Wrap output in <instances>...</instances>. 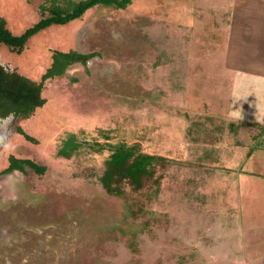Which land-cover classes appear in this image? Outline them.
<instances>
[{
    "label": "rangeland",
    "instance_id": "1",
    "mask_svg": "<svg viewBox=\"0 0 264 264\" xmlns=\"http://www.w3.org/2000/svg\"><path fill=\"white\" fill-rule=\"evenodd\" d=\"M2 1L20 34L42 0ZM232 2L94 7L32 35L19 54L3 51L31 76L53 49L100 56L45 81V104L23 122L36 143L8 145L46 170L0 175V264H264V150L249 158L264 141L238 136L218 87ZM118 142L150 154L157 176L137 218L99 180Z\"/></svg>",
    "mask_w": 264,
    "mask_h": 264
},
{
    "label": "trees",
    "instance_id": "2",
    "mask_svg": "<svg viewBox=\"0 0 264 264\" xmlns=\"http://www.w3.org/2000/svg\"><path fill=\"white\" fill-rule=\"evenodd\" d=\"M131 2L132 0H42L37 5V20L20 35L14 36L5 31L2 40L16 47L17 52H21L28 38L42 29L81 19L94 7L126 9ZM50 52L49 65L41 75L40 81L37 82L15 72L8 74V81L1 85L2 92L11 95L18 106L28 105L26 114L45 103V98L41 96V89L46 79L65 74L67 69L75 64L86 67L90 59L100 56L97 51L81 52L75 49H53ZM25 138L36 143V139L29 134H25ZM151 157L150 154L139 150L135 144L118 142L111 146V153L99 178L106 193L123 197L129 202L130 212L134 218L143 212L144 200H150L158 191L159 186L157 187L155 183L157 176L154 165L151 164ZM27 169L41 175L45 172L46 166L30 158L14 157L10 165L0 171V175L14 170L26 174ZM158 181L160 182L161 179ZM154 221H158V218ZM129 247L137 250L133 242L129 243Z\"/></svg>",
    "mask_w": 264,
    "mask_h": 264
},
{
    "label": "crops",
    "instance_id": "3",
    "mask_svg": "<svg viewBox=\"0 0 264 264\" xmlns=\"http://www.w3.org/2000/svg\"><path fill=\"white\" fill-rule=\"evenodd\" d=\"M230 6L223 59L227 79L218 87L225 83L230 97L227 114L242 125L238 136L243 128L252 138L260 135L264 141V0H233ZM261 149L264 142L252 149L249 158Z\"/></svg>",
    "mask_w": 264,
    "mask_h": 264
},
{
    "label": "flooded vegetation",
    "instance_id": "4",
    "mask_svg": "<svg viewBox=\"0 0 264 264\" xmlns=\"http://www.w3.org/2000/svg\"><path fill=\"white\" fill-rule=\"evenodd\" d=\"M2 4L3 1L0 0V167L2 166L0 171L7 168L10 165V161L12 158L17 157L11 153H8V148H9L8 145L13 141L14 138L23 137L24 139H26L25 134L28 133L24 130L23 122L35 111L34 110L33 112L26 114L28 105L18 106L15 99H13L11 95H8L2 92L1 90V85L3 84V82L5 83L8 81V74L15 72L20 73V71L17 70L16 67H13L8 60L4 59L3 51L8 53L13 52L16 54L17 53L19 54L20 52L16 51L17 49L16 47L7 44L4 40H2L3 39L2 36H5V31L14 36L23 33L22 32L20 34H15L9 29L7 25V19L5 18L4 15ZM45 69L40 71L38 75H34V76L28 75L26 73H20V74L38 82L41 80V75L43 74ZM47 80L48 79H46L45 81ZM37 108L39 107H36L35 109ZM14 171H18V170H14Z\"/></svg>",
    "mask_w": 264,
    "mask_h": 264
}]
</instances>
